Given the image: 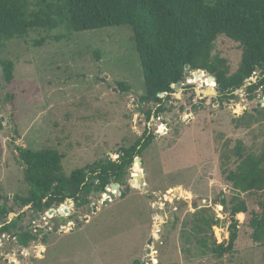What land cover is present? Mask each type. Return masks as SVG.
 <instances>
[{
    "label": "rangeland",
    "instance_id": "rangeland-1",
    "mask_svg": "<svg viewBox=\"0 0 264 264\" xmlns=\"http://www.w3.org/2000/svg\"><path fill=\"white\" fill-rule=\"evenodd\" d=\"M28 35L0 46V205L7 198L12 212L0 227L16 221V232L23 227L36 240L23 247L13 232H0V264H149L151 236L160 245H151L152 264H264V243L252 240L250 227L253 214L263 211L264 190L240 195L248 213L236 217L240 232L235 251L218 257L210 250L215 243L229 242L230 210L238 193L226 174L242 157L264 151L262 92L251 100L239 90L235 99L222 103L207 92L209 81L189 84L185 79L175 89L168 118L149 122L142 108L148 112L154 105L141 102L145 86L130 27L71 35L64 29H39ZM60 36L65 38L54 40ZM40 40L45 41L34 44ZM242 53V46L225 36L215 42L213 55L228 62L231 74ZM8 62L14 64L10 83L3 72ZM260 75L258 70L256 77ZM212 88L217 91L215 83ZM182 104L185 110L170 123ZM147 128L156 137L137 164L147 191L132 184L124 197L117 192L107 205L102 204L107 192L94 193L89 205L73 203L69 214L54 218L15 202L16 196L28 195L19 148L57 150L63 174L69 176L108 156L115 161L118 150L132 146ZM203 209L219 218L220 226L201 232Z\"/></svg>",
    "mask_w": 264,
    "mask_h": 264
},
{
    "label": "trees",
    "instance_id": "trees-1",
    "mask_svg": "<svg viewBox=\"0 0 264 264\" xmlns=\"http://www.w3.org/2000/svg\"><path fill=\"white\" fill-rule=\"evenodd\" d=\"M33 5L37 10H31ZM125 26L133 32L142 67L145 95L141 102L154 105V109L146 113L149 122L169 110L166 102L171 101L175 93L173 86L184 82L186 66H189V72L202 70L215 77L222 103L235 99V93L244 88L247 80L255 78L258 70L261 75L247 87L246 95L252 100L258 93L264 94V0H0V46L27 39L31 30L64 29L71 35ZM219 36L242 46V59L234 74L230 73L225 59L213 55ZM64 38L60 36L54 40ZM44 41L34 44L41 45ZM13 65L12 62L3 64L8 83L11 82ZM213 85L212 82L210 87ZM120 88L127 90L123 84ZM160 94L165 96L161 98ZM155 137L147 128L132 146L118 150L115 161L106 163L103 160L100 164L76 169L69 176L63 174V157L57 150L34 152L19 148V159L25 165L24 181L28 195L16 196L14 200L36 214L58 209L67 200L79 207L89 205L92 194H105L106 187L112 184L126 185V176L135 159H141ZM242 153L238 148V158ZM132 178L136 182L134 188H138L137 181L143 176L137 164ZM226 180L238 195L234 197L230 210L232 224L228 244L215 243L210 248L218 257L235 251L240 232L236 217L248 213V205L240 195L264 190V151L260 156L242 157L236 169L226 174ZM125 195L123 192L122 196ZM221 204L225 205V201ZM11 213L5 204L0 205V220L4 217L5 221ZM16 223H3L0 232L12 233L17 229ZM220 223L215 215L202 210L201 232L218 227ZM250 227L252 240L264 243V207L260 215L253 214ZM15 237L23 247L36 240V236L28 231ZM202 244L209 248L206 242ZM152 260L156 262V259Z\"/></svg>",
    "mask_w": 264,
    "mask_h": 264
},
{
    "label": "water",
    "instance_id": "water-1",
    "mask_svg": "<svg viewBox=\"0 0 264 264\" xmlns=\"http://www.w3.org/2000/svg\"><path fill=\"white\" fill-rule=\"evenodd\" d=\"M186 70H187V72L185 74V79L186 80L195 79V78H201L202 77V78L207 79L210 83L213 82V83L216 84L215 77L209 75V73L207 71L200 70L198 72H189L188 71L189 70V66H186ZM256 81H257V77L252 78L251 81L250 80H247L246 83H245L244 88L242 89L243 92L246 93L247 92V87L250 86L252 83H255ZM174 87L177 88V89L178 88H181L182 87V83L176 84ZM207 92L208 93H211L212 96H214V97H217L218 96V93H217V91L214 88H209V89L207 88ZM160 96H164V94H160ZM147 104H148V102L145 103V106ZM182 109H183V107H180L179 110L181 111ZM144 112H147L146 108H144ZM187 114L189 115L190 114V111H187ZM168 116H169L168 114H163V118H168ZM176 118H177V115H175L172 120H174ZM109 161H110V158L108 156L107 159L105 160V162L108 163ZM135 162H136V164H141V159L140 158H136L135 159ZM143 174H145V171L144 170H143ZM94 180L95 179L92 178V181L93 182H94ZM134 183H136V182L134 181V179H132L130 181V184H126V185H123V186H121L119 184H112V185L107 186L106 187V190H107V193H108V197L103 198L102 204L103 205H107L108 203H110L111 201H113L116 198V193L117 192H119V195L122 196L123 195V192H125L124 190L128 189ZM137 184L140 185V188L141 189H143L144 191H147L148 186L145 184L144 178L138 179ZM85 194H87V193H85ZM4 202L6 204L7 198L4 199ZM72 204H73V202L71 200H67L65 202V205H62L57 210L56 209L49 210L48 211V215L51 218H54L57 215L63 216L65 214H69V208L68 207L71 206ZM96 210H97V207L94 208V211H96ZM36 218L37 219H40V216L39 215H36ZM154 239H155L154 236H151V238H150V240L148 242L147 255H148V259H149V261H148L149 264H152L153 263V261L151 259L152 258V255H151V253H152L151 245L154 244L155 247H157V246L160 247L159 242H154ZM12 264H14V262H12ZM143 264H145V263H143Z\"/></svg>",
    "mask_w": 264,
    "mask_h": 264
},
{
    "label": "flooded vegetation",
    "instance_id": "flooded-vegetation-1",
    "mask_svg": "<svg viewBox=\"0 0 264 264\" xmlns=\"http://www.w3.org/2000/svg\"><path fill=\"white\" fill-rule=\"evenodd\" d=\"M182 86H183V83H182ZM175 89H177V88L174 87V90H175ZM179 89H180V88H179ZM182 89H183V88H182ZM184 89L188 91V90L191 89V86H186V88H184ZM184 89H183V90H184ZM175 91H176V90H175ZM174 94H175V93H174ZM174 94H173V95H174ZM173 95H172V96H173ZM164 96H165V95H164ZM164 96H163V97H164ZM163 97H161V98H163ZM165 106H166L167 108H168V106H169L168 109L173 108V106L171 105V102H170V101H169V102H166V105H165ZM180 107H183V109H182L181 111L179 110ZM180 107L178 108V112L175 113V114H173V117H174L175 115H177V117H178L179 114L185 110V108H184L185 105L182 104ZM196 108L200 109L201 107L198 105V106H196ZM188 111H190V113H191V110H188ZM168 112H171V111L169 110ZM146 113H147V112H144V113H143V114L145 115V117H146ZM164 114H166V113H164ZM173 117L170 118V123L173 122V121L175 120V119L172 120ZM158 118H159V119H162V118H163V114H162L160 117H158ZM152 119H155V118H152ZM156 119H157V118H156ZM163 119H165V118H163ZM176 119H177V118H176ZM16 227H17V226H16ZM21 232H24V228H23V227L20 228V232H16V229L13 231V233H14L15 235H16V234H19V233H21ZM15 238H16V237H15ZM16 240H17V239H16ZM17 243H18V242H17ZM6 254H8V253H6Z\"/></svg>",
    "mask_w": 264,
    "mask_h": 264
},
{
    "label": "bare ground",
    "instance_id": "bare-ground-1",
    "mask_svg": "<svg viewBox=\"0 0 264 264\" xmlns=\"http://www.w3.org/2000/svg\"><path fill=\"white\" fill-rule=\"evenodd\" d=\"M203 79L201 78H195V79H189L188 80V83H191V84H194V83H197V82H201ZM156 225V224H155ZM158 227V226H157Z\"/></svg>",
    "mask_w": 264,
    "mask_h": 264
},
{
    "label": "built area",
    "instance_id": "built-area-1",
    "mask_svg": "<svg viewBox=\"0 0 264 264\" xmlns=\"http://www.w3.org/2000/svg\"><path fill=\"white\" fill-rule=\"evenodd\" d=\"M173 88H174V86H173ZM215 88V87H214Z\"/></svg>",
    "mask_w": 264,
    "mask_h": 264
}]
</instances>
